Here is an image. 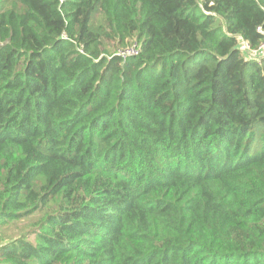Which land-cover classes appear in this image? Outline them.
<instances>
[{"label": "trees", "instance_id": "1", "mask_svg": "<svg viewBox=\"0 0 264 264\" xmlns=\"http://www.w3.org/2000/svg\"><path fill=\"white\" fill-rule=\"evenodd\" d=\"M258 26L264 0H0V264H264Z\"/></svg>", "mask_w": 264, "mask_h": 264}, {"label": "built area", "instance_id": "2", "mask_svg": "<svg viewBox=\"0 0 264 264\" xmlns=\"http://www.w3.org/2000/svg\"><path fill=\"white\" fill-rule=\"evenodd\" d=\"M256 31L261 35V41L256 49H250L246 42H242V48L247 52L249 50V57H260L264 55V28L258 26ZM116 55L120 57L134 56L138 54V45L132 43L126 47L120 48L115 52Z\"/></svg>", "mask_w": 264, "mask_h": 264}, {"label": "rangeland", "instance_id": "3", "mask_svg": "<svg viewBox=\"0 0 264 264\" xmlns=\"http://www.w3.org/2000/svg\"><path fill=\"white\" fill-rule=\"evenodd\" d=\"M114 51H115V50H114ZM25 223L27 224V223H28V221L26 220V221H25ZM0 236H1L0 238H2V237H3V233H2V232H0Z\"/></svg>", "mask_w": 264, "mask_h": 264}]
</instances>
